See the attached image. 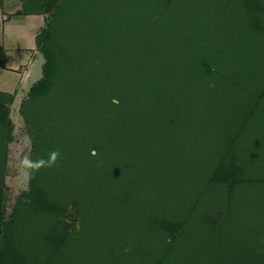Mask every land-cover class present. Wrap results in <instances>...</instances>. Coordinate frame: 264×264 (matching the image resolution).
I'll use <instances>...</instances> for the list:
<instances>
[{"label": "trees", "instance_id": "1", "mask_svg": "<svg viewBox=\"0 0 264 264\" xmlns=\"http://www.w3.org/2000/svg\"><path fill=\"white\" fill-rule=\"evenodd\" d=\"M186 4L179 8L186 19L228 12L245 28L264 30V0ZM19 6L18 15L44 16L36 37L44 63L42 78L19 109L31 142L28 189L7 219L0 203V264H264V246L228 248L233 239L222 232L237 216L234 206L245 220L264 215L257 209L264 206V165L256 170L238 147L262 98L235 116L223 153L199 169V176L184 179L187 196H170L169 183L162 191L155 185L162 172L169 174L172 189L180 180L162 156L174 147L169 134L175 130L190 144L192 125L217 109L199 84L217 74L211 59L216 49L208 39L217 26L200 24L204 30L194 34L188 18V32L174 30V0H20ZM115 42L145 53L146 60L156 57L157 83L147 97L138 93L133 103L126 102L122 79L107 57ZM4 64L0 39V69ZM12 102L13 95L0 90V187L13 140ZM192 108L196 115L184 114ZM144 147L151 157H145ZM208 188L214 194L210 202L221 208L215 213L203 197Z\"/></svg>", "mask_w": 264, "mask_h": 264}, {"label": "rangeland", "instance_id": "2", "mask_svg": "<svg viewBox=\"0 0 264 264\" xmlns=\"http://www.w3.org/2000/svg\"><path fill=\"white\" fill-rule=\"evenodd\" d=\"M19 2L20 0H6L2 4L0 0V39L2 41L3 38V47L6 51L5 55H7L6 67L5 69H0V90L8 91L13 95V102L8 110L9 119L13 125V140L9 145L7 155L5 183L0 187V190L3 188V202L1 200L0 203H3L2 214L4 219H7L10 215L17 197L28 189L31 142L26 133L19 109L30 88L42 78V65L44 63V58L36 47V37L44 27V16L25 17V24L20 26H13L11 21L4 22L1 19V14L3 13L5 18L9 20L11 18V13H9L11 8L18 5ZM174 2L177 8L176 13L172 17L174 30L179 28L183 34L188 32L186 30L191 29L189 22L192 23L194 34L204 30V27L200 24L205 27L208 25L210 27L217 26L211 28L212 32H210L208 38L216 49V53L211 59L216 62L214 69L217 74L214 76L209 75L206 80L202 82L201 79V83H199L201 85L200 90L203 91L206 88V94L209 91V96L214 98L217 109L209 110L208 114H205V124L196 122L197 124L192 125L195 131L190 136L195 135L192 136L195 139L190 144L185 145V140H181L185 138H179L178 132L175 130L169 134V138L173 143H170V145L174 147L168 153L163 151L162 156L168 159V163L177 171V176L180 180L174 182V188L172 189L171 187L170 177L167 172H162L164 174L163 177L159 175L156 178L155 185L159 191H162L161 189L164 186H168L169 183L170 196L176 194L175 197L184 198L187 193L183 192L188 190L184 187V184H186L184 179L193 175L199 176L201 173L199 169L206 167L208 164L210 165L214 159L223 153L226 145L224 142L229 140L234 133L233 128L236 126L235 116L244 106L249 105V102L258 98H262V106H260L261 108L256 118L252 120V124L242 132L243 140L238 147L241 148L242 154L251 156L250 158L253 159L251 165L254 168L257 167L256 170L264 165V70H262V68L264 69V30L255 31L249 27L245 28L243 21L238 15L229 14L228 12H224L223 17L219 16L217 18L215 17L217 15L206 17L204 19L206 22L203 20V16L206 15L194 13L193 15H187V19L191 18L188 22L186 17H183L179 12L181 6L182 8L190 6L189 3L186 4L188 0H174ZM179 4L181 5L179 6ZM228 15L231 16L229 17ZM215 21H219L220 24ZM227 23H231L232 27L226 29ZM3 28L4 37H2ZM218 29L221 31L213 34ZM113 45L117 47L108 49L109 66L116 65L114 66L115 74L118 79H122L120 81H122V86L125 88L122 92L129 97L126 102L131 101L133 103L134 97L138 93L147 97L148 95L146 94L149 93V90L152 91L155 88L153 83H157L152 76L156 57L152 56L150 58L149 54V59L146 60L145 53L144 56L137 54L136 51L132 53L131 50L127 49L126 45L118 46L116 42ZM189 47L188 44L185 45L186 51H189ZM110 51L112 53L115 51L118 57L111 56V58L109 56ZM139 56L142 60H140ZM15 66L19 67L18 71H15L17 69ZM10 68L14 69L11 70ZM238 72L242 74L239 75L237 74ZM80 73L81 71L77 70L75 76ZM113 102L116 101L113 100ZM184 114L196 115V111L192 108L191 111H184ZM97 132L98 134H103L101 131H96L95 134ZM144 152L146 153V158L151 157L148 148L144 147ZM148 164L152 165V163ZM193 169L195 174H191ZM208 190L210 193L206 189L203 197L207 198L209 202H207V206L215 213L221 208L214 199L210 202V197H213L214 194L211 193L212 189L208 188ZM170 196L168 195V199H170ZM233 209L237 216L231 218L230 225H223L224 229L222 232L229 233L228 238L233 239L226 246L228 248L230 246L239 248L246 244L248 248L251 246L253 249L257 245L264 246V215L261 220H254V218L251 221L247 216L246 218L248 219L245 220L238 216L239 207L236 208L234 206ZM257 209L264 214V206L257 207ZM67 220L70 221V218H67ZM248 225L250 227L249 230H247L249 228ZM232 257L235 256L232 255Z\"/></svg>", "mask_w": 264, "mask_h": 264}, {"label": "crops", "instance_id": "3", "mask_svg": "<svg viewBox=\"0 0 264 264\" xmlns=\"http://www.w3.org/2000/svg\"><path fill=\"white\" fill-rule=\"evenodd\" d=\"M6 2V0H3L2 1V4L3 3H5ZM19 9H20V6H19V3H18V5H16V6H14V7H12L11 8V10H10V12L9 13H11V18H9V20L7 19V18H5V15H3V13L1 14V19H2V21H4V22H8V21H11V24L13 25V26H20V25H23V24H25V17L27 18V17H32V16H42V15H30V16H21V15H18L17 14V12L19 11ZM4 35H5V32H4V28H3V30H2V37H4ZM1 37V38H2ZM2 42H3V44H4V41H3V38H2ZM5 50V49H4ZM6 52V51H5ZM6 61H7V55H5V64H4V67L3 68H1V69H5V67H6ZM17 69H15V71H18L19 69V67H17V66H15ZM11 70H13L12 68H10ZM28 75H29V72H28ZM28 77V76H27ZM2 91H4V92H8V91H5V90H2ZM9 93V92H8Z\"/></svg>", "mask_w": 264, "mask_h": 264}]
</instances>
